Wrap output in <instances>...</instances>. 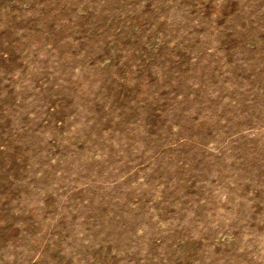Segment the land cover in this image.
I'll return each mask as SVG.
<instances>
[{
	"label": "rangeland",
	"instance_id": "1",
	"mask_svg": "<svg viewBox=\"0 0 264 264\" xmlns=\"http://www.w3.org/2000/svg\"><path fill=\"white\" fill-rule=\"evenodd\" d=\"M0 264H264V0H0Z\"/></svg>",
	"mask_w": 264,
	"mask_h": 264
}]
</instances>
